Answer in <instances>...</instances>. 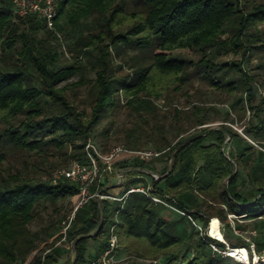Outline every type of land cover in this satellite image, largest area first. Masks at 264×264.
I'll return each instance as SVG.
<instances>
[{
	"label": "trees",
	"instance_id": "1",
	"mask_svg": "<svg viewBox=\"0 0 264 264\" xmlns=\"http://www.w3.org/2000/svg\"><path fill=\"white\" fill-rule=\"evenodd\" d=\"M131 2L133 6H140V10L130 11L131 4L127 5L123 0L121 3H116V0H58L55 29H63L67 24H77L81 19L96 14V20L91 25L94 31L85 37L78 36L73 43L75 52L83 53L89 58L94 57L90 65L94 68L93 100L86 114L66 97L64 92L67 83L58 86L80 71L82 65L75 62L59 65V52L46 43V37L55 38L53 32L46 29L34 16L14 19L10 1L0 0V120L5 124L0 128L1 149L11 147L14 150L41 153L46 147L53 145L58 149L70 148V158L81 159L89 132L105 111L116 105L114 96L119 90L127 95L128 104L138 100L141 92L159 96L160 91L154 85L156 72L163 76H173L178 82L174 88H178L179 83L186 81L193 73L211 87L224 88L231 94L242 87L247 91L246 103L251 102L253 95L248 89L253 76L243 71L240 63H218L214 59L216 54L228 50L241 52L243 56L247 51L264 49V39L256 29L257 24L264 22V0ZM123 13L132 15L134 22L123 30H117V19ZM41 26L46 29L47 35L38 39L35 37L36 31ZM225 33L227 35L222 37ZM108 44L126 45L142 52L137 57L138 64H129V67L134 65L130 77L127 78V74L123 77L114 76ZM95 46L98 48L95 50L98 52L96 57L91 54L90 49ZM178 49L194 51L199 54V58L193 60L174 52ZM148 50L149 61L145 63L143 61L147 58L142 54ZM230 69L240 72L241 77L223 79ZM238 100L243 99L240 97L236 102ZM262 102L264 97L259 98L258 104ZM139 104L153 107L148 99H141ZM258 104L254 105L256 111L259 110ZM199 110V107H195L193 113L197 114ZM246 130L252 131L257 137H264V119H259L256 125ZM225 134L231 139L235 138L236 133L223 127L207 131L205 127L179 139L166 149H157L161 153L155 158L167 154L165 164L159 170L136 158L119 160L115 165L139 166L163 173L171 151L181 142L190 139L176 148L172 155V165L162 178L154 182L150 177L152 190L157 194L170 196L178 207L187 209L194 219L200 220L202 227L212 216H217L223 224L229 226L224 223L229 212L252 217L261 212L260 207L264 204V163L257 159L249 167L248 175L253 186L251 195L239 193V174L235 165L243 160L241 156L247 147L241 148L240 157H234L231 152L225 154L221 149ZM135 145L128 141L130 148L136 149ZM128 174L134 179L126 182L127 185L124 180L120 186L123 189L130 186L132 180H139L136 184L144 183L141 177L146 174ZM76 191V184L65 179L53 184L22 178L18 171L6 174L0 185V264H14L34 249L38 231L31 230L29 224L34 218L38 202L65 198ZM194 193L209 196L208 200L224 204L226 211L220 208L214 214H206L200 208L193 207L191 203L196 200ZM188 194L194 196L193 202L187 198ZM101 200L103 224L96 235L76 241L74 264H86L92 257L88 252L89 239L104 237L98 251L108 245V226L111 222V219L108 220L109 209L112 205L116 209L119 204L117 201ZM152 204L154 203L141 193L133 192L128 195L118 212V244L123 237L146 240L155 250H164L179 243L180 235L169 230L172 223L158 217ZM97 212L96 199L88 200L75 211L71 222L73 225L66 231L69 241L75 235L86 233L95 227ZM179 216L181 220L185 217ZM188 222L190 223L189 220ZM261 223L264 227V221ZM223 237L227 239L225 232ZM206 239L220 247L224 246L222 242L210 237ZM245 244L243 241L237 245ZM228 245L237 246L236 243ZM255 245L258 253L263 250L260 238H255ZM60 254V250L54 246L43 258L41 255L35 257L32 264H49L51 260L56 261ZM182 259L185 264H242L228 255L212 251L202 237L196 242L192 257L183 256ZM176 262L177 254H170L159 264Z\"/></svg>",
	"mask_w": 264,
	"mask_h": 264
},
{
	"label": "rangeland",
	"instance_id": "2",
	"mask_svg": "<svg viewBox=\"0 0 264 264\" xmlns=\"http://www.w3.org/2000/svg\"><path fill=\"white\" fill-rule=\"evenodd\" d=\"M121 1L116 0V3H121ZM123 1H126L127 5L132 3V0ZM129 10H140V6H133L131 4ZM95 16L96 14H93L92 16L81 19L77 24H67L63 29H55V32L52 31L55 38L46 37V43L60 54L59 65H67L71 62L82 65L80 71L59 83L58 86L67 83L64 92L66 97L78 110L84 111L86 114H88L93 100L92 85L94 81V68H91L90 65L94 57L89 58L83 53L75 52L73 50V43L78 36L85 37L94 31L91 25L96 20ZM117 21V30H123L134 22V18L129 13H123L119 15ZM256 29L260 31L264 39V22L257 24ZM46 35V29L41 26L36 31L35 37L43 39ZM226 35L227 33L223 34L222 37ZM108 45L111 65L114 68V76L123 77L127 74L126 77H130L134 65L129 67V64H138L139 58L137 57L142 52L126 45ZM90 49L91 54L96 57L98 52L95 50H98V48L95 46L94 48L90 47ZM174 52H178L193 60L199 58L198 53L188 49H178ZM149 54L150 51L148 50L142 56L148 59ZM147 59L143 62L147 63L149 61ZM214 60L218 63H240L242 70L248 75L253 76V79L249 83V88L256 84L260 86L264 85V49L250 50L243 56L241 52L228 50L216 54ZM94 67L96 68V66ZM154 75V85L157 91H160L159 96L141 92L138 94V100H134L132 104H128L126 102L127 95L122 90H119L114 96L116 105L105 111L100 120L92 127L88 137L104 152L116 146L132 149L128 146V141L135 143L136 149L152 148L157 150L166 149L179 139L198 132L205 127H223L230 129L231 132L236 133L235 138L232 139L234 142L229 138L225 142L223 150L225 154L231 152L234 157H240L239 149L247 147L244 155L241 156L243 160L238 165H235V169H237L239 174L237 183L239 193L244 196H250L253 191V186L248 175V170L257 159H260L262 163L264 162V152L248 144L249 142L247 143L238 130L248 135L249 130L246 129L256 124L259 119H264V102L258 104L259 98L255 96H253L251 102H247L246 104H244L243 100L236 102V99L243 96L244 88L238 87L231 94L224 88L216 89L211 87L194 73L190 74L186 81L179 83L178 88H174L178 82L173 79V76H163L158 72L154 73ZM238 77H241V73L230 69L223 76V79ZM141 99H148L153 107L141 106L139 104ZM255 104H258L257 107L259 110L257 111L254 110ZM249 105H252V107H249ZM195 107H199L200 109L197 114L195 112L193 113ZM246 108H248L249 112H246ZM4 126L5 124L0 120V128ZM250 138L264 148V137L260 136L255 138L252 136ZM2 152L5 154H2ZM0 155H2L0 157V185L3 183L6 174H13L16 171L20 173L22 178H32L35 181H49V177L54 169L67 166L73 159L69 156L70 148L66 149L64 147L58 149L53 145H49L41 153L29 152L27 150H14L11 147L5 149L0 148ZM166 155L164 153L159 158H152L147 160L150 162L145 161V163H149L159 170L165 164ZM136 159L139 161V158ZM117 168L119 166L114 165L112 172L109 174L110 178L115 177ZM131 179L134 178L127 174L125 176V183ZM141 179L145 184L151 180L148 175H142ZM136 182H139V180H132L131 185L136 184ZM262 186L264 187L263 181ZM114 191H118L117 187L108 189L109 193ZM194 195L196 196L195 202H193L194 196L192 194H188L187 198L191 200L190 202H193L191 203L193 207L200 208L204 213L214 214L220 208L226 211L224 204L208 200L210 199L209 196L199 193H194ZM73 201L74 195H69L65 198H57L54 201L47 200L38 202L34 218L29 224L31 230L38 231V239L35 247L23 259L18 260L14 264H32L35 257L38 255L42 256L43 251L51 249L54 246L64 252L63 260L67 258L69 255L70 241L67 234L65 238H62V229L67 224L68 216L73 208ZM112 206L109 209L108 220L112 218V213L115 210V207ZM152 208L158 217L165 219L167 223L173 224L169 225L171 226L169 230L175 235H180L179 243L164 250H155L146 240L123 237L119 241L116 257L120 263L124 264H151L153 260H156L159 264L166 255L177 254V262L175 264H185L182 257H192L195 253L196 242L201 237L207 236L202 231L192 227L185 217L181 220L179 214L171 209L155 203L152 204ZM213 217L218 219L217 216ZM73 219L74 215L71 222H73ZM71 222L65 232L73 225ZM197 222L199 223L200 220H197ZM235 223L238 226L233 230L232 227L222 224L219 221V228L221 229L223 227V232L227 234L225 241L228 244L236 243L237 245L242 243L250 235L249 233L254 230L257 233L255 238H260L263 229L261 220H258L256 217L245 216L239 218ZM103 238L96 237L88 240L87 244L89 248L95 250L92 256L100 252L98 249ZM205 241H207L206 238ZM258 255L257 262L250 264H264V249ZM49 264H58V262L51 260Z\"/></svg>",
	"mask_w": 264,
	"mask_h": 264
},
{
	"label": "built area",
	"instance_id": "3",
	"mask_svg": "<svg viewBox=\"0 0 264 264\" xmlns=\"http://www.w3.org/2000/svg\"><path fill=\"white\" fill-rule=\"evenodd\" d=\"M11 3V15L14 19L16 18H26L28 16H34L36 19L40 20L44 27L48 30L55 32L54 19L56 14V7L58 4V0H9ZM253 96L260 98L264 97V85H255L251 86L248 89ZM244 104H246L247 99V91L243 92L242 96ZM246 112L248 108H246ZM241 136L249 142L251 145L257 147L258 149L264 152V148L259 146L256 141L251 139L248 135L242 133L238 130ZM82 158L81 159H73L70 163L65 167H59L53 170L49 177V182L55 184L60 180H67L76 184L77 191L73 194V208L68 216L67 224L63 227L62 238H65L66 232L65 230L68 228L75 211L86 204L90 199H96L99 197L101 199H107L109 201H117L119 203L118 208L114 210L112 213L111 222L108 226V235L107 241L108 245L105 249L100 251L97 255L89 258L86 264H124L120 263L118 258L116 257V251L118 247V212L123 207L124 202L129 194L133 192L141 193L145 195L149 200H151L155 204H160L172 211L177 212L178 214L185 216L192 226L195 229H198L204 233L205 236L215 239L223 243V247L218 246L215 242L205 241L206 237H202V239L208 243L212 251L220 253L222 255H228L234 260L242 263V264H250L255 263L258 260V252L256 250L255 245V236L257 235L256 231H251L244 242L245 245H237L235 247H243L246 253V257L241 259L238 255L232 254L229 250L234 247H229L228 243L223 239L213 237L209 235L208 225L210 219L204 227L201 226L197 222L196 219L189 214L187 209H183L178 207L173 199L168 195H160L150 188L151 182L146 184H134L130 185L127 188L123 189L118 193H109L108 190L105 192L98 193V188L102 183H105L107 178H110L109 174L112 172V169L115 163L119 160L128 159V158H139L140 160H150L152 158L157 157L161 151H157L152 148L145 149H127L122 146H116L110 149L109 151H101L95 143L88 137L84 142L82 148ZM139 176V175H136ZM93 188V189H92ZM226 208V207H225ZM261 212H259L256 217L258 220L264 221V204L260 207ZM248 216L246 214H234L227 213L225 223L236 229L237 225L235 222L238 221L239 218ZM218 218V217H217ZM219 219V218H218ZM220 221V220H219ZM218 221V228H219ZM223 224V223H222ZM222 236H223V227L219 228ZM260 240L264 247V227L262 229V233L260 234ZM264 249V248H263ZM49 249H46L42 253V258L44 254ZM257 254V255H256ZM256 259V261H255ZM250 261V263H249ZM151 264H157L156 260L151 261Z\"/></svg>",
	"mask_w": 264,
	"mask_h": 264
},
{
	"label": "water",
	"instance_id": "4",
	"mask_svg": "<svg viewBox=\"0 0 264 264\" xmlns=\"http://www.w3.org/2000/svg\"><path fill=\"white\" fill-rule=\"evenodd\" d=\"M214 128H218V127H208L207 131L210 129H214ZM225 137L226 138L224 139L223 145L221 147L222 150H223L225 142L228 141V139L230 138V136L228 134H225ZM189 141H190V139H187V140L181 142V144L179 146L184 145L185 143H187ZM179 146H177V147H179ZM176 148H174L171 151V154L167 160L166 170L163 173H159L155 170L148 169L145 167L121 166V167L117 168L116 175L114 178H107L106 182L99 186L98 193L107 191L109 188H112V187L122 186L124 183V180H125V176L130 172H138V173L146 174V175L150 176L154 182H156L158 179L162 178L169 171V169L172 165V155H173L174 151L176 150ZM150 188L153 189V183H151ZM96 201H97L98 212H97V222H96L95 227L86 233H79V234L75 235L70 240L69 255L67 256V258L65 260H63L59 264H74L75 260H76V250H75L76 241L80 238H83V237H91V236L96 235L97 232L99 231V229L101 228V226L103 224V205H102L101 198L96 197Z\"/></svg>",
	"mask_w": 264,
	"mask_h": 264
},
{
	"label": "bare ground",
	"instance_id": "5",
	"mask_svg": "<svg viewBox=\"0 0 264 264\" xmlns=\"http://www.w3.org/2000/svg\"><path fill=\"white\" fill-rule=\"evenodd\" d=\"M208 232L210 236L217 237L223 239V236L218 228V219L215 217L211 218L208 225ZM232 254L238 255L239 258L243 259L246 257L245 250L243 247H234L229 250ZM264 260V258H263ZM256 261V259H255ZM250 263V261H249Z\"/></svg>",
	"mask_w": 264,
	"mask_h": 264
},
{
	"label": "crops",
	"instance_id": "6",
	"mask_svg": "<svg viewBox=\"0 0 264 264\" xmlns=\"http://www.w3.org/2000/svg\"><path fill=\"white\" fill-rule=\"evenodd\" d=\"M257 124V123H256ZM256 124H254V125H256ZM248 136L249 137H252V136H254L255 138H257V136H255L254 135V133L252 132V131H249V134H248ZM232 139H234V138H231V140ZM233 142H234V140H232ZM248 143V142H247ZM248 144H250V143H248ZM245 146V145H244ZM242 147V146H241ZM239 150H241V149H239ZM264 163V162H263ZM263 182H264V179H263ZM117 190L118 191H114V192H112V193H118V192H120L121 190H122V187H117ZM88 248H89V246H88ZM95 250H93L92 248H89V250H88V252L89 253H93ZM60 252H61V254H60V257H58V259L56 260V261H54V262H58V264L60 263V262H62L63 261V256H64V252H62L61 250H60Z\"/></svg>",
	"mask_w": 264,
	"mask_h": 264
}]
</instances>
